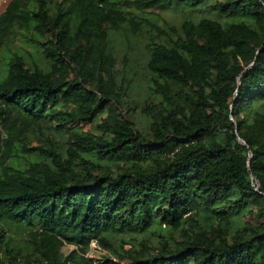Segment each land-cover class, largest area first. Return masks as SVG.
I'll list each match as a JSON object with an SVG mask.
<instances>
[{
  "label": "trees",
  "instance_id": "1",
  "mask_svg": "<svg viewBox=\"0 0 264 264\" xmlns=\"http://www.w3.org/2000/svg\"><path fill=\"white\" fill-rule=\"evenodd\" d=\"M142 40L137 120L117 46ZM94 263L264 264V0L0 13V264Z\"/></svg>",
  "mask_w": 264,
  "mask_h": 264
},
{
  "label": "rangeland",
  "instance_id": "2",
  "mask_svg": "<svg viewBox=\"0 0 264 264\" xmlns=\"http://www.w3.org/2000/svg\"><path fill=\"white\" fill-rule=\"evenodd\" d=\"M10 0H0V13L4 10L7 3ZM158 15L147 13V16L154 18L156 17L157 22L162 24L165 21H170L174 24H179L182 19L184 18V15L181 11H178L176 9L171 10H156ZM145 40L139 41L138 43L131 42L129 44L132 45L127 48L126 43L122 42L117 46V50L120 51L119 55V61H118V67L122 69L123 71H126L129 73V71H132L133 68L136 70L137 73V79L135 83H133L132 88L128 89V95L123 94L121 101V107L123 109L122 115L125 117H132L133 119H141L140 115V109L142 108L143 101L146 98V86L148 84L147 77L148 72L145 68L146 63V55H145ZM127 55V59H124L123 54ZM126 60V61H125ZM127 100L129 102H127ZM131 100V101H130ZM132 105V106H131ZM134 105H136V108H132ZM131 107V108H130ZM98 125V123H96ZM95 124V125H96ZM78 127H81L83 130H94V126L91 125H81V124H75ZM246 219L251 218L247 215L245 216ZM91 251L88 253V255L94 259H98L99 257L103 256L106 252L103 250H98L93 248L92 242H91ZM74 246L72 245H66L64 247L66 252H69L72 250ZM97 264V263H94Z\"/></svg>",
  "mask_w": 264,
  "mask_h": 264
},
{
  "label": "built area",
  "instance_id": "3",
  "mask_svg": "<svg viewBox=\"0 0 264 264\" xmlns=\"http://www.w3.org/2000/svg\"><path fill=\"white\" fill-rule=\"evenodd\" d=\"M92 246H93V248L96 247V242L95 241H92Z\"/></svg>",
  "mask_w": 264,
  "mask_h": 264
}]
</instances>
